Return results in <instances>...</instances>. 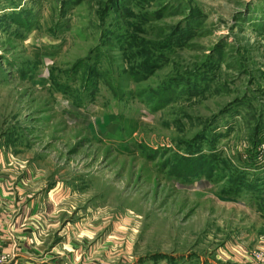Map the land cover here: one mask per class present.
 Wrapping results in <instances>:
<instances>
[{
    "label": "rangeland",
    "instance_id": "1",
    "mask_svg": "<svg viewBox=\"0 0 264 264\" xmlns=\"http://www.w3.org/2000/svg\"><path fill=\"white\" fill-rule=\"evenodd\" d=\"M0 154L88 264H264V0H0Z\"/></svg>",
    "mask_w": 264,
    "mask_h": 264
},
{
    "label": "crops",
    "instance_id": "2",
    "mask_svg": "<svg viewBox=\"0 0 264 264\" xmlns=\"http://www.w3.org/2000/svg\"><path fill=\"white\" fill-rule=\"evenodd\" d=\"M15 172L11 158L0 154V251L9 262L13 257L18 264H88V256L95 259L101 250L87 251L89 232L74 220L58 232L60 215L66 213L63 204L24 199L20 183L14 185Z\"/></svg>",
    "mask_w": 264,
    "mask_h": 264
},
{
    "label": "trees",
    "instance_id": "3",
    "mask_svg": "<svg viewBox=\"0 0 264 264\" xmlns=\"http://www.w3.org/2000/svg\"><path fill=\"white\" fill-rule=\"evenodd\" d=\"M168 98H171V96L169 95ZM191 160H195V159H193V158H191V159H186V160H184V161H182V162H185V161H191ZM203 172H206V171L201 169L200 171H198V172H196V173H197V174H201V173H203Z\"/></svg>",
    "mask_w": 264,
    "mask_h": 264
},
{
    "label": "built area",
    "instance_id": "4",
    "mask_svg": "<svg viewBox=\"0 0 264 264\" xmlns=\"http://www.w3.org/2000/svg\"><path fill=\"white\" fill-rule=\"evenodd\" d=\"M3 260H4V256H3V255H0V263H1ZM4 264H7V262L4 263Z\"/></svg>",
    "mask_w": 264,
    "mask_h": 264
}]
</instances>
